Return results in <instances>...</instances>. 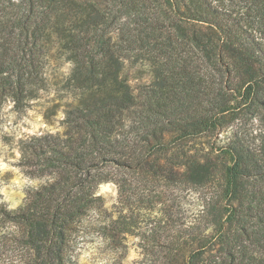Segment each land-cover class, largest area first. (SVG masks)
I'll return each mask as SVG.
<instances>
[{
  "label": "trees",
  "instance_id": "1",
  "mask_svg": "<svg viewBox=\"0 0 264 264\" xmlns=\"http://www.w3.org/2000/svg\"><path fill=\"white\" fill-rule=\"evenodd\" d=\"M52 56L71 65L65 130L21 146L46 181L0 203V264H74L93 234L122 258L139 218L124 206L167 202L169 186L198 191L201 209L135 264H264V0H0V104L37 99ZM125 59L152 66L138 97ZM238 123L255 134L185 149Z\"/></svg>",
  "mask_w": 264,
  "mask_h": 264
},
{
  "label": "rangeland",
  "instance_id": "2",
  "mask_svg": "<svg viewBox=\"0 0 264 264\" xmlns=\"http://www.w3.org/2000/svg\"><path fill=\"white\" fill-rule=\"evenodd\" d=\"M70 69L71 65L63 58L52 56L43 68L46 85L44 90H40L37 99L31 100L23 109L15 108L10 99L0 104V203H4L8 209L21 206L28 192L46 181L44 177H31L25 172L26 167L20 164L21 146L40 135L63 134L64 112L66 104L71 101L63 83ZM123 75L137 97L153 81L152 66L145 60L134 62L125 59ZM231 129L244 130L248 138L255 134L251 133L249 124L244 126L238 123L236 127L226 129L213 138L189 142L185 149L207 151L212 145L220 146ZM159 189H155V192ZM163 190L167 191V202H144L138 205L129 202L124 206L122 214L127 217L139 215V218L133 234L127 236L124 242L125 249L119 251L124 253L122 258L117 259L116 253L93 234L88 241L77 246L74 264H135L145 259V249L150 254L164 250L163 242H167L166 239L172 237L179 228L193 223L201 209V202L198 191L190 188L169 186ZM98 194L103 198L109 217L115 220L121 211L117 187L113 183L101 184Z\"/></svg>",
  "mask_w": 264,
  "mask_h": 264
}]
</instances>
